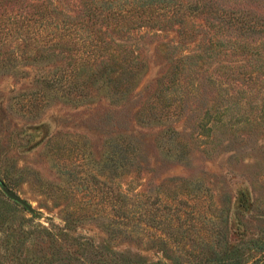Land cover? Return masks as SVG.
I'll list each match as a JSON object with an SVG mask.
<instances>
[{"label": "rangeland", "instance_id": "1", "mask_svg": "<svg viewBox=\"0 0 264 264\" xmlns=\"http://www.w3.org/2000/svg\"><path fill=\"white\" fill-rule=\"evenodd\" d=\"M45 1L82 11L79 0ZM185 1L199 9L100 28L131 55L110 64L109 88L89 79L73 103L38 91L53 63L30 42L3 49L21 62L0 68V185L34 213L0 194V264H218L235 248L243 264H264V28L241 38L228 20L264 24V0ZM0 3L1 14L14 8ZM149 208L169 226L148 228Z\"/></svg>", "mask_w": 264, "mask_h": 264}, {"label": "trees", "instance_id": "2", "mask_svg": "<svg viewBox=\"0 0 264 264\" xmlns=\"http://www.w3.org/2000/svg\"><path fill=\"white\" fill-rule=\"evenodd\" d=\"M11 1L14 8L6 14L0 13V52H3L4 58H6L0 61V68H3V71H13L17 63L21 62L18 57V49L10 53L3 51L13 38L20 36L19 39L25 42L24 44L30 42L29 45L33 46L37 57H39L37 61H52L53 63L51 64L53 72L48 71L46 75L36 80V84L39 85L38 91L44 92L46 97V93L54 95L61 93L60 97H64L65 101L72 103L77 99L88 98L90 90L84 84H89V79L92 83L101 80L104 88H109L111 85L110 64L111 66L113 63L123 65L127 57L131 55L127 52L125 44L116 45L120 49L119 52L114 48L115 42H103V36L107 33H102L100 28L109 31L108 21L115 20L114 23L120 27L121 31H127L130 28L143 27L146 23L151 25L157 21L158 17L149 15L154 14L157 10L169 11L172 7H176L180 14L184 15L187 11L199 9L196 2L185 0L184 2L177 0H79L82 11L77 16L71 17L45 0ZM116 1H118V8L114 12L111 7L113 4L115 7ZM120 8L123 11H117ZM1 10L2 4L0 3ZM132 12L137 14L131 15ZM169 14L171 15L168 16ZM173 16V13L166 12L160 18L172 19ZM228 20L229 23L239 26L238 29L242 32L241 38L242 35L259 34L260 27L264 28V24L260 25L258 19L250 17L248 13H240L233 18L229 16ZM75 34L78 35V38L72 42L71 38ZM0 194L5 197L1 191ZM128 200L127 196H121L122 205L121 210L118 211L121 212L123 218L132 219L134 211L130 210L128 205L134 208V203L131 204ZM6 201L4 202L6 205L19 206L7 198ZM150 209L142 212L146 217L141 216L146 219L148 228L169 226L170 220L166 214L155 218L154 212ZM22 210L25 211L24 208ZM1 214L2 211H0ZM20 231L19 236H23V228ZM229 252L226 257L230 260L224 261L225 257L218 264H243L240 248ZM229 256H234L233 260ZM150 264L160 263L152 262Z\"/></svg>", "mask_w": 264, "mask_h": 264}, {"label": "water", "instance_id": "3", "mask_svg": "<svg viewBox=\"0 0 264 264\" xmlns=\"http://www.w3.org/2000/svg\"><path fill=\"white\" fill-rule=\"evenodd\" d=\"M0 190L9 200H11L12 202H15L16 204H18L19 206L24 208L27 212H29L31 214L34 213L33 207L27 201H25L23 198H21L15 192H13L11 189H9L7 186H5L4 184H1Z\"/></svg>", "mask_w": 264, "mask_h": 264}]
</instances>
